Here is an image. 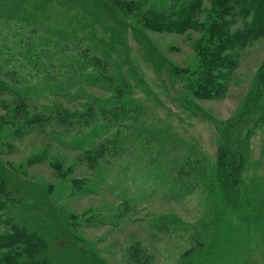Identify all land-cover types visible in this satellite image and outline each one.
Segmentation results:
<instances>
[{"label": "rangeland", "instance_id": "1", "mask_svg": "<svg viewBox=\"0 0 264 264\" xmlns=\"http://www.w3.org/2000/svg\"><path fill=\"white\" fill-rule=\"evenodd\" d=\"M216 1L171 32L144 16L174 0H0V82L35 87L0 90L4 212L50 264H264V34L228 49L215 94H199ZM251 15L227 12L228 31ZM94 57L106 73L91 79ZM63 79L76 84L59 93ZM121 93L130 114L107 125Z\"/></svg>", "mask_w": 264, "mask_h": 264}, {"label": "trees", "instance_id": "2", "mask_svg": "<svg viewBox=\"0 0 264 264\" xmlns=\"http://www.w3.org/2000/svg\"><path fill=\"white\" fill-rule=\"evenodd\" d=\"M175 4L171 5L170 8L159 10L156 8L150 9V11L146 12V15L144 16L146 25L151 28H159L164 30H169L171 32H185L191 28H194L197 26V19L196 13L199 12L201 7V1L203 0H174ZM214 8L215 11H213V20H212V28H211V35L209 39H212L213 41L220 40V44L216 46H207L204 49L205 56L203 59V66L204 71H202L201 74H203L202 77V84L199 85L198 90L199 94L203 96H207L210 94H215L216 90V84L217 81L215 80L218 77H221L223 75L222 72L215 71V68L218 69H230L232 67V58L230 55H227V50L233 49L236 45H245L253 41L257 36H260V34H264V0H217L215 2ZM198 10V11H197ZM217 10V12H216ZM231 12L232 16L234 17H241L246 18V16H250L251 19L248 20V22H245V26L243 29L236 33H230L228 31V24H230V21L224 22V16L227 12ZM224 52L226 54H224ZM87 54L84 56L86 57ZM32 57V55L29 57V59ZM54 56L51 57V59L48 61H42L40 63H43L47 71L53 69L56 67L54 65V62H59V59L52 60ZM88 58V57H87ZM77 59V57H76ZM93 66H99L101 67L102 72H96V73H90V77L95 78L97 76H104L106 73V68H104V63L101 62V60L98 57H94L92 59ZM46 63V64H44ZM3 65V64H1ZM41 65L40 68L43 67ZM85 64L81 62L78 66V68H75V64L73 61V68L69 72L68 76L73 74H79L81 73L82 69L85 68ZM99 70V71H101ZM105 70V71H104ZM79 71V72H78ZM226 73H228V70H225ZM105 72V73H104ZM109 73V72H108ZM20 75H24V72ZM19 75L18 79H25L20 78L22 76ZM51 77V73H49ZM25 77V76H23ZM79 78H84L82 74H79ZM87 82H90L91 80L87 76ZM107 79H109L107 77ZM106 79V80H107ZM48 81L49 83L52 82V78L42 77L41 81ZM73 80V79H72ZM81 82V79H79ZM105 79L103 80L104 83ZM113 83H115V90H123V88H120L116 85L117 80L115 78H112L111 80ZM75 82V81H74ZM70 82L68 84V81L60 80L58 82L59 90H61L59 93L63 91V89L67 90L72 88L73 85L76 83ZM2 86H0V90L4 91L6 93H11L19 95V99H23L24 94H26V91H32L34 90V85H23L19 87L18 80L17 81H9L5 82L3 79L1 82ZM25 83V82H24ZM64 83V84H63ZM42 84V83H41ZM65 85H67V88H65ZM38 86V85H36ZM69 86V88H68ZM43 89V85L39 88V90ZM26 90V91H25ZM123 94L119 95V97L114 100V106L110 109V111L106 110L103 111V117L105 119V124L113 126L115 125V119H120V117H125L123 115L127 114L130 109L127 110L124 107L126 104H124L122 100ZM41 119L37 120H31L28 123L29 125H26L25 129H31L32 125L36 122L39 123ZM40 124V123H39ZM108 126V127H110ZM34 127V126H33ZM241 159H239V162H222L221 166L231 165L232 164V171H236L237 169L234 168V163L239 167L241 165ZM7 185L5 184V181H0V251L3 250H14L17 251L20 250V246H23V249L18 252L16 255H7V259H4L3 264H50L52 262L51 256L48 252L49 247L47 244V241L38 235L36 232L29 231L28 229L19 226L15 221L14 218L11 216H7L6 212H4L5 209V191L7 189ZM3 193V196L1 195ZM20 245V246H19ZM2 263V262H1Z\"/></svg>", "mask_w": 264, "mask_h": 264}]
</instances>
